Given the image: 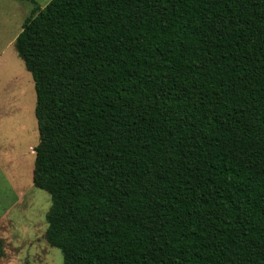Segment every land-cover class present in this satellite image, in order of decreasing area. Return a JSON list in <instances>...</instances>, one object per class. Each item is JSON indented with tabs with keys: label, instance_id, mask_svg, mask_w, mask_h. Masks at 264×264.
<instances>
[{
	"label": "trees",
	"instance_id": "trees-1",
	"mask_svg": "<svg viewBox=\"0 0 264 264\" xmlns=\"http://www.w3.org/2000/svg\"><path fill=\"white\" fill-rule=\"evenodd\" d=\"M25 1L63 264H264V0Z\"/></svg>",
	"mask_w": 264,
	"mask_h": 264
},
{
	"label": "rangeland",
	"instance_id": "rangeland-1",
	"mask_svg": "<svg viewBox=\"0 0 264 264\" xmlns=\"http://www.w3.org/2000/svg\"><path fill=\"white\" fill-rule=\"evenodd\" d=\"M34 1L43 9L50 0ZM31 9L25 0H0V264H63L44 237L51 200L32 184L39 141L34 83L13 46Z\"/></svg>",
	"mask_w": 264,
	"mask_h": 264
}]
</instances>
